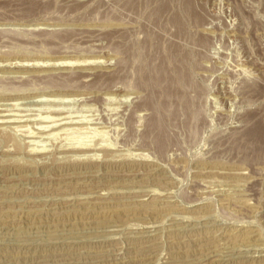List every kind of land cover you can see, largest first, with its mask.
<instances>
[{
    "label": "rangeland",
    "instance_id": "374dc122",
    "mask_svg": "<svg viewBox=\"0 0 264 264\" xmlns=\"http://www.w3.org/2000/svg\"><path fill=\"white\" fill-rule=\"evenodd\" d=\"M0 264H264V0H0Z\"/></svg>",
    "mask_w": 264,
    "mask_h": 264
},
{
    "label": "bare ground",
    "instance_id": "6f19581e",
    "mask_svg": "<svg viewBox=\"0 0 264 264\" xmlns=\"http://www.w3.org/2000/svg\"><path fill=\"white\" fill-rule=\"evenodd\" d=\"M15 118V117H14ZM20 118V117H19ZM11 119V118H10ZM16 119V118H15ZM21 119V118H20ZM3 120V119H2ZM15 121V120H14ZM20 121V120H19ZM54 126V125H53ZM17 146V145H16ZM8 147V146H7ZM9 149V148H8ZM3 150V149H2ZM80 151V150H79ZM86 153V152H85ZM84 154V153H83ZM76 155V154H75ZM93 159V158H92ZM15 168V167H14ZM95 190V189H94ZM182 259V258H181Z\"/></svg>",
    "mask_w": 264,
    "mask_h": 264
}]
</instances>
